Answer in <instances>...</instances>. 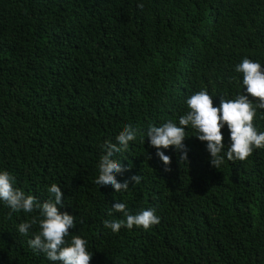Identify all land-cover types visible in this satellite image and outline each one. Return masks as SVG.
Here are the masks:
<instances>
[{"label": "trees", "instance_id": "trees-1", "mask_svg": "<svg viewBox=\"0 0 264 264\" xmlns=\"http://www.w3.org/2000/svg\"><path fill=\"white\" fill-rule=\"evenodd\" d=\"M244 57L264 64V0H0V169L38 201L61 188L66 239L87 241L90 264H264V148L217 169L189 126L186 159L170 145L165 166L143 140L201 88L213 106L234 98ZM252 123L264 131V109ZM125 125L138 134L115 156L129 188L114 192L94 181ZM118 200L159 222L111 232ZM34 215L0 205V264H52L27 244L35 224L16 230Z\"/></svg>", "mask_w": 264, "mask_h": 264}, {"label": "clouds", "instance_id": "clouds-1", "mask_svg": "<svg viewBox=\"0 0 264 264\" xmlns=\"http://www.w3.org/2000/svg\"><path fill=\"white\" fill-rule=\"evenodd\" d=\"M233 70L240 74L242 89L234 98H221L218 105L213 106L209 93L201 88L185 98L187 111L179 116L178 122L165 121L159 126L149 124L143 130V140L144 137L148 138L149 146L155 147L156 156L165 166L169 163V157L161 149H167L170 145L174 151H179L181 160L186 159L187 152L182 141L186 137L185 129L189 126L195 131L197 139L206 142L204 146L210 157L209 163L217 169L225 159L243 161L254 149L264 148V131H258L252 123L257 109H264V64L244 57L234 65ZM225 127L228 131L227 144L222 143L221 129ZM137 134L136 127L125 125L115 137V144L104 141L94 181L97 185L103 188L111 186L114 192L129 188L127 179L122 182L116 179L127 168L115 156L121 149H127L129 142L134 141ZM129 179L138 184L141 177L133 175ZM46 192L50 194V198L38 201L35 196L16 187L15 178L7 170L0 169V205L6 206L9 214L36 212V215L16 226L21 235H26L32 225L37 226V231L27 240L29 248L42 253L52 264H90L92 254L86 249L87 241L79 235H71L70 239H66L69 237V230L74 228L75 217L58 210L64 207L61 188L52 183L46 187ZM113 213H120L123 217L103 221V226L113 233L121 227L148 229L160 219L154 208H142L130 213L125 203L119 200L110 206L109 215Z\"/></svg>", "mask_w": 264, "mask_h": 264}]
</instances>
